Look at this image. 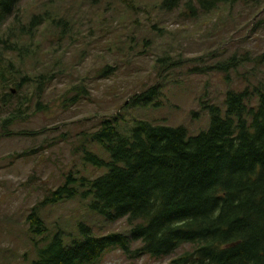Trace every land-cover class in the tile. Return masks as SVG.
Listing matches in <instances>:
<instances>
[{"label": "rangeland", "instance_id": "374dc122", "mask_svg": "<svg viewBox=\"0 0 264 264\" xmlns=\"http://www.w3.org/2000/svg\"><path fill=\"white\" fill-rule=\"evenodd\" d=\"M197 10L191 14L180 5L163 11L160 0L19 4L21 25L9 18L0 29V264H32L37 248L55 233L67 245L80 241V225L95 237L129 233L126 219L108 221L80 198L43 205L68 176L104 174L82 153L109 159L85 138L103 121L117 117L123 132L141 120L194 136L209 126L207 106L224 111L229 92L264 90V6ZM33 16L42 19L27 33ZM231 59L235 67L221 72L218 66ZM152 87L158 106L132 104ZM33 210L44 237L29 232ZM139 245L129 253L111 249L98 264H173L188 249L153 259L133 255Z\"/></svg>", "mask_w": 264, "mask_h": 264}, {"label": "trees", "instance_id": "16d2710c", "mask_svg": "<svg viewBox=\"0 0 264 264\" xmlns=\"http://www.w3.org/2000/svg\"><path fill=\"white\" fill-rule=\"evenodd\" d=\"M22 1L0 0V29L9 18L21 25ZM160 3L163 11L183 5L191 14L197 8L210 14L221 5L264 6V0ZM41 19L33 16L27 33ZM24 28L20 27V34ZM233 62L218 69L228 72L235 67ZM22 82L26 79L17 88H22ZM37 90L41 97V83ZM158 96L152 87L135 96L132 104L156 107ZM224 104V111L206 107L209 126L194 136L183 127L141 120L123 132L117 117L103 121L97 132L85 138L109 159L87 149L82 153L86 164L105 170L104 174L95 179L68 176L43 205L80 198L88 201L91 212L108 221L126 219L129 233L95 237L80 225V241L67 245L55 233L37 248L32 264H98L109 250L129 253L137 243L131 253L153 259L167 258L187 246L173 264H264V90L229 92ZM27 221L33 236H45L35 210Z\"/></svg>", "mask_w": 264, "mask_h": 264}, {"label": "bare ground", "instance_id": "6f19581e", "mask_svg": "<svg viewBox=\"0 0 264 264\" xmlns=\"http://www.w3.org/2000/svg\"><path fill=\"white\" fill-rule=\"evenodd\" d=\"M261 137V136H260Z\"/></svg>", "mask_w": 264, "mask_h": 264}]
</instances>
